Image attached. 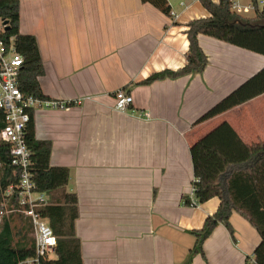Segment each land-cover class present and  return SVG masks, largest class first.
Instances as JSON below:
<instances>
[{"label":"crops","instance_id":"obj_1","mask_svg":"<svg viewBox=\"0 0 264 264\" xmlns=\"http://www.w3.org/2000/svg\"><path fill=\"white\" fill-rule=\"evenodd\" d=\"M168 1L175 17L141 0L20 3V32L36 38L43 60V94L74 103L33 114L37 140L52 144L51 165L70 170L84 264H247L261 242L234 212V235L220 224L205 258H191L192 232L220 201L184 199L195 143L224 123L247 145L264 140V32H202L203 73L138 85L182 68L187 24L210 15L200 0ZM119 90L133 96L130 112L115 109Z\"/></svg>","mask_w":264,"mask_h":264},{"label":"trees","instance_id":"obj_2","mask_svg":"<svg viewBox=\"0 0 264 264\" xmlns=\"http://www.w3.org/2000/svg\"><path fill=\"white\" fill-rule=\"evenodd\" d=\"M22 0H0V18L8 24L7 37L15 38L17 51L24 59L19 77L20 89L27 95L47 99L39 78L44 74V64L37 40L20 32V3ZM172 17L168 0H141ZM209 11L207 18L195 19L187 24L189 40L186 64L177 70H165L152 74L138 85H150L165 79H177L201 74L208 65V57L199 43V35L208 30L232 29L241 35L264 32V8H257L252 16L234 12L230 0H200ZM68 107L74 103H68ZM5 127V113L0 109V132ZM25 140L30 152L33 181L36 189L44 192L48 203L37 211L49 220L58 240L56 258L44 264H84L82 243L76 233L79 219V201L76 193L69 192L67 185L70 170L51 165L52 144L39 141L35 136L34 114L27 125ZM195 180L193 187L199 204L213 198L220 203L217 211L209 216L204 226L194 230L195 245L191 258L200 254L205 258L203 245L220 224L231 235L234 230L231 216L234 212L245 218L260 234L261 242L247 264H264V140L245 144L224 123L191 147ZM19 169L13 165L9 144L0 141V210L19 209L16 193L9 201L6 191L19 183ZM184 204L190 206L188 197ZM35 255V239L30 217L20 212L4 214L0 222V264H24ZM191 259L189 260V262Z\"/></svg>","mask_w":264,"mask_h":264},{"label":"built area","instance_id":"obj_3","mask_svg":"<svg viewBox=\"0 0 264 264\" xmlns=\"http://www.w3.org/2000/svg\"><path fill=\"white\" fill-rule=\"evenodd\" d=\"M234 12L243 16H252L257 8H264V0H230ZM175 17L174 13H171ZM8 24L0 18V109L5 113V127L0 132V141L9 144L11 161L19 169V183L6 191L9 201L16 193L19 209L0 210V222L4 214L16 211L31 218L33 237L35 239V255L24 264H44L56 258L57 237L50 226L49 220L38 213V209L48 203L44 192L36 189L33 174L30 171V152L25 135L31 120V112L37 109H65L68 103L49 100L25 94L19 86V77L24 59L17 51L14 37H7ZM115 109L119 112H130L133 96L124 90L115 94ZM149 117V114H145ZM191 207L200 204L195 197L193 187L190 197Z\"/></svg>","mask_w":264,"mask_h":264}]
</instances>
